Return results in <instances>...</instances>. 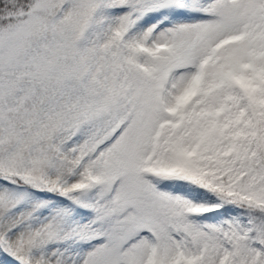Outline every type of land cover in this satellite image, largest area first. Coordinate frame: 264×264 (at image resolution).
<instances>
[{
	"label": "snow or ice",
	"instance_id": "1",
	"mask_svg": "<svg viewBox=\"0 0 264 264\" xmlns=\"http://www.w3.org/2000/svg\"><path fill=\"white\" fill-rule=\"evenodd\" d=\"M0 264H264V0H0Z\"/></svg>",
	"mask_w": 264,
	"mask_h": 264
}]
</instances>
